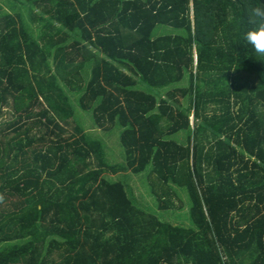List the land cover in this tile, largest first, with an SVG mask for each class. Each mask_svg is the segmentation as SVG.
<instances>
[{
    "label": "trees",
    "instance_id": "16d2710c",
    "mask_svg": "<svg viewBox=\"0 0 264 264\" xmlns=\"http://www.w3.org/2000/svg\"><path fill=\"white\" fill-rule=\"evenodd\" d=\"M4 1L0 264H264V54L241 39L264 0ZM127 170L191 224L104 175Z\"/></svg>",
    "mask_w": 264,
    "mask_h": 264
},
{
    "label": "rangeland",
    "instance_id": "374dc122",
    "mask_svg": "<svg viewBox=\"0 0 264 264\" xmlns=\"http://www.w3.org/2000/svg\"><path fill=\"white\" fill-rule=\"evenodd\" d=\"M2 2V0H0ZM3 10L14 11L17 9V6L13 4L12 0L9 2L4 1L2 4ZM29 28V27H28ZM183 103H185V99H182ZM232 104V103H230ZM221 105V104H220ZM235 105L232 104V110H234ZM212 111L220 112L217 109V105L209 101L207 103V112L210 113ZM86 114H82V112L78 109L76 111V119L82 123V125L89 131L91 136L99 137L102 139L103 143L107 147L106 151H109L113 158L116 160L120 155L124 153L123 147L119 142V130L114 128L111 132H103L98 128L88 127V121L86 119ZM190 123L192 122V115L189 116ZM177 139L180 141H184V133H177ZM109 153V154H110ZM115 155V156H114ZM110 158V157H109ZM111 159V158H110ZM112 161V159H111ZM146 173L133 174L129 170L125 172H119L116 174H112L110 172H105L107 178L110 180H115L117 178L123 179L127 186L130 188L131 194L134 197L136 203L141 205L149 210L156 212L161 219H165L167 221H171L175 224H186L190 225L191 222L189 218H187V204H186V196L185 194L177 190L176 195L166 196V201L168 204V208L165 210H160L157 206V202L153 199V195L149 193V186L147 183V178L145 177ZM243 262H247L246 256L241 257Z\"/></svg>",
    "mask_w": 264,
    "mask_h": 264
},
{
    "label": "clouds",
    "instance_id": "9594fccd",
    "mask_svg": "<svg viewBox=\"0 0 264 264\" xmlns=\"http://www.w3.org/2000/svg\"><path fill=\"white\" fill-rule=\"evenodd\" d=\"M248 16L249 25L241 33V39L255 52L264 54V6L251 7Z\"/></svg>",
    "mask_w": 264,
    "mask_h": 264
}]
</instances>
